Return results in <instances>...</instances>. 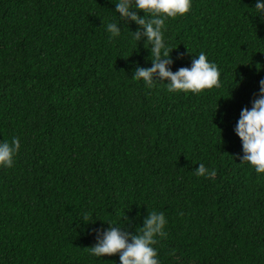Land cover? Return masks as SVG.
I'll use <instances>...</instances> for the list:
<instances>
[{
    "label": "trees",
    "instance_id": "1",
    "mask_svg": "<svg viewBox=\"0 0 264 264\" xmlns=\"http://www.w3.org/2000/svg\"><path fill=\"white\" fill-rule=\"evenodd\" d=\"M117 2L0 0V140L21 144L0 167V264H119L90 254L93 230L135 234L153 210L160 264H264V174L234 132L264 79L256 0H192L166 22L171 71L201 52L221 71L199 94L131 79L151 57L131 21L109 40Z\"/></svg>",
    "mask_w": 264,
    "mask_h": 264
},
{
    "label": "clouds",
    "instance_id": "2",
    "mask_svg": "<svg viewBox=\"0 0 264 264\" xmlns=\"http://www.w3.org/2000/svg\"><path fill=\"white\" fill-rule=\"evenodd\" d=\"M191 7L192 0H118L115 3L114 12L119 14L118 20L105 24L106 31L110 34L109 40L121 37L122 31L118 27L121 22L131 21L138 26L135 32L127 28L132 39L137 45L145 38L147 50L150 52L151 67L143 68L137 63L132 80L143 82L149 88L167 81L164 84L167 85L169 93L199 94L203 90L221 86V71L218 65L209 61L203 52L192 59L190 67L171 71L173 60L170 53L177 47H170L166 41V22L184 16ZM253 10L252 15L264 23V0H256ZM138 12H143L144 15L141 17ZM180 58L182 56H178V59ZM234 132L242 143V163L247 162L258 175L264 174V79L259 81V91L251 101V108L241 110ZM20 147L18 137H14L11 142L0 140V167L11 168ZM195 175L211 179L216 176V170L200 163L195 169ZM82 220L86 226L91 223L87 214ZM106 224L110 227L102 233L93 230L96 243L88 248L91 255L99 258L119 254V264H160L154 245L158 243V238L167 236V219L164 212H148L142 226L136 228L135 234L122 231L121 227L115 224Z\"/></svg>",
    "mask_w": 264,
    "mask_h": 264
}]
</instances>
